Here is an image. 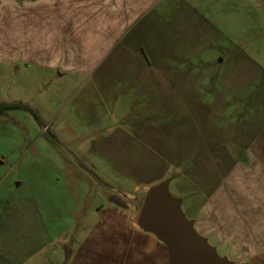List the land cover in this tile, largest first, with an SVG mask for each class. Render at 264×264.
Masks as SVG:
<instances>
[{
	"label": "rangeland",
	"instance_id": "rangeland-1",
	"mask_svg": "<svg viewBox=\"0 0 264 264\" xmlns=\"http://www.w3.org/2000/svg\"><path fill=\"white\" fill-rule=\"evenodd\" d=\"M42 2L0 0V104L39 116L0 115V254L20 264L65 263L102 210L138 217L166 181L186 203L236 153L241 110L264 111V0L160 2L102 58Z\"/></svg>",
	"mask_w": 264,
	"mask_h": 264
},
{
	"label": "crops",
	"instance_id": "crops-1",
	"mask_svg": "<svg viewBox=\"0 0 264 264\" xmlns=\"http://www.w3.org/2000/svg\"><path fill=\"white\" fill-rule=\"evenodd\" d=\"M164 1L168 0H43L42 3L46 12L50 10V21L61 38L78 46L82 44L83 54L94 52L102 58L116 39L131 31L149 10ZM15 5L20 7L19 3ZM140 23L141 29L146 28V22ZM232 102L244 101L241 97ZM255 103L250 109L241 110L237 117L235 135L239 137L232 143L234 148L225 147L236 153L217 160L214 166L219 171H214L211 180L202 185L194 182L193 193L186 203L182 201L196 231L222 257L235 264H264V111L260 103ZM102 211L103 221L92 238L78 250H72L70 260L55 263L171 264L167 246L140 228L133 208ZM3 248L0 264H20L13 245L9 250ZM41 261L40 264H52L49 258L43 257Z\"/></svg>",
	"mask_w": 264,
	"mask_h": 264
},
{
	"label": "water",
	"instance_id": "water-1",
	"mask_svg": "<svg viewBox=\"0 0 264 264\" xmlns=\"http://www.w3.org/2000/svg\"><path fill=\"white\" fill-rule=\"evenodd\" d=\"M137 223L167 246L171 264H235L196 231L195 222L182 211V201L170 195L168 181L147 193ZM71 256L66 248L65 259Z\"/></svg>",
	"mask_w": 264,
	"mask_h": 264
},
{
	"label": "trees",
	"instance_id": "trees-1",
	"mask_svg": "<svg viewBox=\"0 0 264 264\" xmlns=\"http://www.w3.org/2000/svg\"><path fill=\"white\" fill-rule=\"evenodd\" d=\"M25 110L28 112H31L32 114L35 115V117L37 119H39V116L37 114V112L30 106L25 105V104H18V103H3L0 104V115H4L6 114L8 111H12V110Z\"/></svg>",
	"mask_w": 264,
	"mask_h": 264
}]
</instances>
